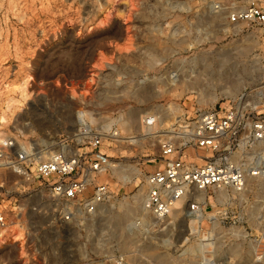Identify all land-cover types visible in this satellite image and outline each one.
I'll return each instance as SVG.
<instances>
[{
  "label": "rangeland",
  "instance_id": "1",
  "mask_svg": "<svg viewBox=\"0 0 264 264\" xmlns=\"http://www.w3.org/2000/svg\"><path fill=\"white\" fill-rule=\"evenodd\" d=\"M232 1L0 0V135L48 158L76 146L86 124L107 139L120 172L106 177L116 196L98 215L102 237L28 227L37 264H80V252H94L96 262L101 247L127 254L129 264H264L260 181L243 193H212L198 220L181 203L162 222L144 215L146 234L127 230L143 207L127 223L113 221L122 206L138 207L146 175L162 165L161 142L179 136L184 121L240 97L264 115V27L228 25L216 8ZM226 52L238 62L223 67ZM153 112L160 122L147 130L142 119ZM130 240L147 254L127 248ZM21 253L20 243L1 247L0 264H31Z\"/></svg>",
  "mask_w": 264,
  "mask_h": 264
},
{
  "label": "built area",
  "instance_id": "2",
  "mask_svg": "<svg viewBox=\"0 0 264 264\" xmlns=\"http://www.w3.org/2000/svg\"><path fill=\"white\" fill-rule=\"evenodd\" d=\"M216 9L226 13L228 25L264 27V0H234ZM250 106L254 105L243 97L215 105L200 111L194 124L184 121L179 136L163 139L162 165L146 175L143 212L131 233L150 231L144 215L162 222L182 203L188 216L198 220L212 193L228 189L243 193L251 182L264 183V115ZM159 122L160 116L153 112L143 116L142 126L154 130ZM85 127L76 146L64 144L48 158L18 149L13 135H0V235L11 218L21 220L31 264H37V259L30 250V225L45 235L55 231L57 236L68 228L76 236L102 237L96 221L116 196L106 179L112 166L105 151L107 139ZM98 255L95 262L94 252H80V264H129V256L114 247H101ZM202 264L215 263L205 259Z\"/></svg>",
  "mask_w": 264,
  "mask_h": 264
},
{
  "label": "bare ground",
  "instance_id": "3",
  "mask_svg": "<svg viewBox=\"0 0 264 264\" xmlns=\"http://www.w3.org/2000/svg\"><path fill=\"white\" fill-rule=\"evenodd\" d=\"M128 2V1H127ZM128 4V3H126ZM123 17V16H122ZM231 54H229V52H226L222 55H220V60L222 61V65L224 67V63L227 64V63H230L231 61H234L235 63L238 62V58L237 57H231L230 56ZM230 57V58H228ZM235 59V60H233ZM209 68H211V65H209ZM215 74V71L212 70L210 71V76L211 75H214ZM219 76H222V75H219ZM208 77V76H206ZM209 82V81H208ZM210 83V82H209ZM203 85L205 84V81L202 83ZM30 85V79H25L24 82L21 84V89L25 90L29 87ZM8 107L11 106L10 103L7 105ZM51 155V154H50ZM114 168L112 170V173L116 174V175H119L120 172L118 171V169L116 167H112ZM138 199V207H134V206H130V205H124L122 206L124 209H123V213L118 216H116V219L113 220L114 222L116 221L118 224H120L121 222L122 223H127V221L133 217L135 215V213L137 212V210L141 209V207H143V202H144V199H145V196L141 195V194H137L135 195ZM181 204V203H179ZM178 204V205H179ZM177 205V207H178ZM143 209V208H142ZM114 219V218H112ZM135 221H132L129 223L128 225V232H130V228L132 227V225L134 224ZM116 224V223H115ZM118 226V225H117ZM127 232V233H128ZM130 236V234H128ZM127 235V236H128ZM26 228H25V225L22 223V221H18V220H15L13 218H11V224L10 226L1 233L0 235V248L1 247H4V246H8V245H14V244H19L20 243V247L22 249V255H24V258H26L27 260H29V253L27 251V248L25 246V241H26ZM132 236V235H131ZM128 238V237H127ZM129 239V238H128ZM129 242L130 244L127 243L126 247L129 248V247H132V248H135L137 252L141 253L142 255L145 256V254H147V250L143 249V248H138L137 246H134V242L133 241H127ZM124 249L126 247L122 246ZM126 248V250H127ZM32 257V256H31Z\"/></svg>",
  "mask_w": 264,
  "mask_h": 264
}]
</instances>
